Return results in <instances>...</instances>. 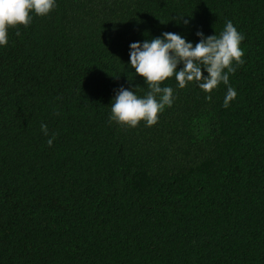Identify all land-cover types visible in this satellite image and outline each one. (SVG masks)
Segmentation results:
<instances>
[{
    "label": "trees",
    "instance_id": "obj_1",
    "mask_svg": "<svg viewBox=\"0 0 264 264\" xmlns=\"http://www.w3.org/2000/svg\"><path fill=\"white\" fill-rule=\"evenodd\" d=\"M31 15L0 46V264H264V51L210 94L166 80L153 126L111 119L119 89L150 91L130 44L170 32L195 47L231 21L260 46L264 0H55Z\"/></svg>",
    "mask_w": 264,
    "mask_h": 264
},
{
    "label": "clouds",
    "instance_id": "obj_2",
    "mask_svg": "<svg viewBox=\"0 0 264 264\" xmlns=\"http://www.w3.org/2000/svg\"><path fill=\"white\" fill-rule=\"evenodd\" d=\"M197 5L200 6L199 3ZM54 6L55 0H0V46L7 45L10 28L26 27L31 23L32 13L45 16ZM188 22L185 20L184 24ZM196 35L200 40L195 47L180 35L170 32L142 45L139 42L130 44V67L135 75L144 80L150 91L141 98L132 90L119 89L111 104V119L132 128L141 121H145L149 127L153 126L159 113L173 102V89L161 87L166 80L174 77L181 89L195 82L202 93L210 94L219 84H229V74L235 72L233 63L241 65L243 59L263 63L261 53L264 51V41L260 38L259 46L257 35H241L231 21L226 22L219 36L214 34L204 38L201 32ZM180 64L183 67L177 71ZM202 68L207 72L206 77ZM236 95V91L228 87L223 106L227 108ZM210 98L206 96V99ZM41 132L48 135L46 125H41ZM54 139L55 136H52L47 140L49 147Z\"/></svg>",
    "mask_w": 264,
    "mask_h": 264
}]
</instances>
